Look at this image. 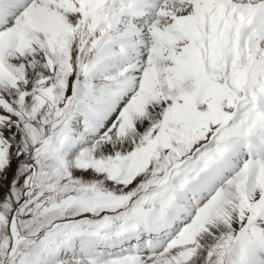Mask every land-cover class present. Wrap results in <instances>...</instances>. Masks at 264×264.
I'll use <instances>...</instances> for the list:
<instances>
[{"label":"snow or ice","instance_id":"snow-or-ice-1","mask_svg":"<svg viewBox=\"0 0 264 264\" xmlns=\"http://www.w3.org/2000/svg\"><path fill=\"white\" fill-rule=\"evenodd\" d=\"M0 264H264V0H0Z\"/></svg>","mask_w":264,"mask_h":264}]
</instances>
